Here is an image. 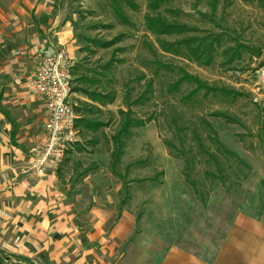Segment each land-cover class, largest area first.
Returning <instances> with one entry per match:
<instances>
[{"label":"rangeland","instance_id":"1","mask_svg":"<svg viewBox=\"0 0 264 264\" xmlns=\"http://www.w3.org/2000/svg\"><path fill=\"white\" fill-rule=\"evenodd\" d=\"M42 1L46 2L47 6H51L49 7L51 11L48 16L49 21L41 24L46 35L38 33L39 37L47 38L50 41L48 43L55 44V32L66 26L72 32L77 48L72 53L76 58L75 65L83 67L84 70H98L99 66L109 62L115 64L113 75L116 101L107 109L112 115L105 113L92 118L107 125L102 132L109 138L116 128V112L124 108V84L130 82L129 87L134 89L130 95V103H132L137 94L145 90L146 83L151 78L152 70L144 65L154 60L150 50L154 40L145 32L143 26L146 0H132L137 6L136 11L124 7L123 13L129 22L127 24L120 23L111 11V4L117 0H39L38 3ZM206 3L207 0H176L173 7L180 10L181 17L171 21L187 24L199 30L211 33L223 32L231 36L247 48L242 51L241 60L229 68H222L218 57L210 67L199 68L192 62L160 53L156 58L164 63L183 67L188 74L198 77L211 87L233 90L241 95L233 105L222 104L219 99L204 101L200 112H203L202 115L215 130L217 139L224 149L239 157L248 167L246 170L243 169L245 179L240 188L228 191L220 180L208 179L203 175L205 164L203 159H200L202 161L197 162L196 168L191 172V179L196 181L202 192V200L196 196L194 198V193L188 184H185L184 201L180 203L179 199H174L178 187L174 182L183 178L181 175L183 165L180 160L167 155L163 144V140L176 145L178 141L176 132L171 129L169 119L161 113L162 111H166L165 114L172 113L171 110H166V102H169L170 106L175 104L173 98L164 97L158 91L161 87L160 82L170 80L162 75L154 84L156 91L153 94L157 100L155 102L152 100L143 107H131L133 115L137 118L143 120L153 112L158 122L153 121L131 130L132 135L126 142L121 163L117 166V173L123 176L125 166L129 165L126 177L119 178L112 173L110 155L103 148L102 139H99V143L93 147L89 144L92 138L89 134L80 138V142L76 144L77 150L83 148L84 151L75 157H72L71 152L66 158L67 163L64 160L61 167L63 186L71 184L75 178H78L84 171L82 166L90 170L89 180L76 186L78 187L76 190L83 193L79 197L78 208L81 206L89 209L103 208L108 228L119 220H125L123 224L127 226L129 238L125 239L119 248L112 249L111 256H109L111 250L107 245L110 251L107 250L106 257L112 261L126 253L129 242H135L134 247L131 246L130 251H127L132 253L133 262L143 263L145 255L142 253L147 248L153 244L160 245L165 236L168 239V235L163 233L162 224V220L166 219L167 211L174 210L177 206L183 207L181 205H184L191 214V217L188 215L186 217L188 225L184 239L201 241L203 244L200 247L204 252L206 251L204 247L208 243L223 240L229 234L227 229L237 213L255 207L257 201L264 196V0H218L217 11L211 16V20L200 16L203 13L209 14ZM36 18L38 22L44 20L43 16ZM116 38L122 39L112 48L104 50L89 43L90 40L102 43L113 42ZM228 46L235 47V44L229 42ZM118 49H123V52H115ZM34 50L32 47V51ZM257 51H260L259 56H256ZM116 60L122 63L116 64ZM141 72L146 74V79L135 85L133 82ZM30 73L32 69L26 75ZM5 79L0 76V90L5 85ZM73 102L77 103L76 99ZM179 110L184 112L185 122H189L191 114L199 112V109H190L188 106H179ZM217 111L225 112L238 120L241 125L227 124L221 119L209 117L211 112ZM190 133V130H187L181 134L184 136L185 151L190 148L196 149ZM227 160L225 162L222 160L223 165L235 168L234 160L231 157ZM69 163L78 165L71 169ZM211 169L214 170L213 166ZM226 174L228 176L226 183L229 185L235 181V176L228 169ZM64 179L69 182L66 183ZM166 180L170 185L163 189L162 185ZM168 187H173L175 191L169 190ZM163 195H172L173 199H170V196L162 197ZM149 212L150 218H147ZM197 216L200 225L194 223V219H198ZM195 248L197 247L191 249L198 250ZM15 262L13 264H18L17 260Z\"/></svg>","mask_w":264,"mask_h":264},{"label":"crops","instance_id":"2","mask_svg":"<svg viewBox=\"0 0 264 264\" xmlns=\"http://www.w3.org/2000/svg\"><path fill=\"white\" fill-rule=\"evenodd\" d=\"M38 2L0 0V76L6 78L0 90V264L16 260L18 264H264V196L255 207L237 213L227 229L229 234L208 243L204 252L201 241L184 239L186 217L191 214L181 205L167 211L162 224L168 239L165 236L160 245L147 248L142 253L143 263L133 262L132 253L127 251L135 242L128 243L126 253L119 259L106 257L107 250H111V256L112 249L129 238V231L124 219L108 228L103 208L77 207L83 193L76 186L86 183L90 173L85 177L81 173L71 184L64 179L68 184L63 186V163L56 171L47 170L43 175L32 169L30 152L44 137L47 114L43 101L26 93L31 74L26 73L34 70L40 49L48 54L66 50L75 60L72 53L77 50L66 26L55 32V44L37 35H46L41 24L49 21L51 11L46 2ZM40 16L44 17L42 22L37 21ZM74 99L75 106L81 102L92 104L78 93H74ZM110 106L98 105L103 112ZM77 147L69 151L72 157L80 154ZM76 165L69 163L71 169ZM175 181L178 187L174 199L181 203L186 183L183 178ZM169 185L166 180L162 187ZM168 189L175 191L173 187ZM197 217L194 223L200 225ZM194 247L198 250L191 249Z\"/></svg>","mask_w":264,"mask_h":264},{"label":"trees","instance_id":"3","mask_svg":"<svg viewBox=\"0 0 264 264\" xmlns=\"http://www.w3.org/2000/svg\"><path fill=\"white\" fill-rule=\"evenodd\" d=\"M176 0H146V12L143 17V26L145 32L153 37L154 43L150 46V50L154 55L152 62H146L144 65L150 70L151 78L146 83V88L141 93L137 94L133 102L131 101V94L134 90L129 87V83L124 84L125 92L123 98V109L116 112L117 124L112 132L111 137H107L102 131L106 124H101L92 120L96 115H102L109 111L103 112L99 107L106 108L116 101V91L114 89L115 78L113 70L115 64L109 62L105 65L99 66L98 70H84L83 67L75 65L72 69L73 83L77 87L73 88L74 93L84 96L92 104L81 102L75 107V112L80 118L76 120V128L79 131V137L84 138L88 134L92 136L89 144L93 147L102 139V146L106 153L110 155V169L112 173L116 174L119 178L126 177L128 174V166L124 168V175L117 173V166L121 163V157L124 154V148L127 140L132 135L131 130L134 128L143 127L145 124L151 122H158L153 112L147 118H137L133 115L132 106H146L150 101L157 100L154 97V84L159 77L163 75L169 81L160 82L161 95L168 98H173L174 105H169L166 102V110L172 113L165 114L164 117L169 119V124L174 133L177 135V145L173 142L163 140V144L167 150V155L173 159L182 162V176L185 183L188 184L194 196L202 200L201 191L199 190L196 181L192 180V174L196 163L202 161L205 164L203 175L208 179L220 180L225 189L237 190L240 188L242 181L245 179L243 169H248L245 163L233 153L226 151L219 143L217 135L213 127L206 121L205 117L200 112L202 103L209 99H219L222 104L233 105L241 95L228 89H217L209 86L207 83L202 82L198 77L188 74L183 67L177 66L172 63H164L156 57L158 53L161 55L170 56L171 58L184 59L192 62L199 68H208L216 60L220 58L219 65L222 68H229L237 61L241 60V53L246 50L243 44H240L235 39L227 34L211 33L206 30H199L196 27H190L187 24L173 22L171 20H178L181 17L180 10L173 7ZM207 8L209 14H200L201 17L211 20V16L215 15L218 6V0H207ZM131 10H137V6L132 0H117L114 1L110 8L113 14L120 23H129L123 13L124 7ZM186 15V14H185ZM170 19V20H169ZM205 31V32H203ZM122 38H116L113 42L102 43L96 40H90L89 43L101 49H109L121 41ZM229 42L234 43L235 47H229ZM115 52L122 53L123 49L115 50ZM260 51H257L256 56H259ZM114 61V60H112ZM122 61L116 60V64H121ZM138 78L133 82L138 85L142 80L146 79V74L141 72ZM132 83V82H131ZM180 107L188 106L190 109H199L198 113L191 114V119L184 121V112L179 110ZM136 117V118H135ZM209 117L217 118L225 121L227 124L241 125V123L225 112H211ZM184 121L181 123L180 121ZM190 130L191 140L195 143L196 149H184V136L181 134L184 131ZM264 132V130H263ZM175 135V134H174ZM100 137V138H99ZM84 149H78L77 152L81 153ZM70 152H68V155ZM231 157L234 160L235 168L232 166L223 165V162L228 161ZM222 160H224L222 162ZM213 166V169H211ZM233 172L235 181L227 185L228 176L226 170ZM89 169L82 172L85 177L89 173ZM219 177V178H218ZM205 185V184H204ZM211 185V184H209ZM207 187V185H205ZM208 193H211L210 186Z\"/></svg>","mask_w":264,"mask_h":264},{"label":"built area","instance_id":"4","mask_svg":"<svg viewBox=\"0 0 264 264\" xmlns=\"http://www.w3.org/2000/svg\"><path fill=\"white\" fill-rule=\"evenodd\" d=\"M76 60L65 50L48 54L38 50L36 65L27 78L26 91L43 101L47 114L44 137L31 149L37 175L56 171L68 152L80 142L76 128L72 69Z\"/></svg>","mask_w":264,"mask_h":264}]
</instances>
